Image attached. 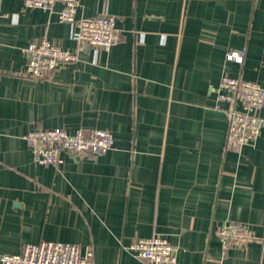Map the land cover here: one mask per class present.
Wrapping results in <instances>:
<instances>
[{
    "label": "crops",
    "instance_id": "1",
    "mask_svg": "<svg viewBox=\"0 0 264 264\" xmlns=\"http://www.w3.org/2000/svg\"><path fill=\"white\" fill-rule=\"evenodd\" d=\"M59 10L0 0V254L47 241L90 247L94 264H146L128 247L160 235L178 264H264V125L236 154L229 104L214 109L225 75L264 87V0H80L76 18L116 17L108 49L80 46ZM41 39L77 60L24 76L22 49ZM35 128L104 130L114 147L40 165L24 138ZM228 221L263 241L222 257Z\"/></svg>",
    "mask_w": 264,
    "mask_h": 264
},
{
    "label": "built area",
    "instance_id": "2",
    "mask_svg": "<svg viewBox=\"0 0 264 264\" xmlns=\"http://www.w3.org/2000/svg\"><path fill=\"white\" fill-rule=\"evenodd\" d=\"M26 9L50 11L59 4L58 19L73 26V39L80 46L108 49L119 42L120 32L116 28V17L98 15L76 18L80 0H22ZM26 55L24 76L34 80L48 79L59 67L77 60L75 52L62 48L47 39L31 43L22 49ZM243 51H230L227 60L241 63ZM214 109L221 110V103H228L224 110L228 120L225 148L240 154L243 147L250 146L259 137L264 119L257 113L264 109V87L252 81L223 76L218 84ZM33 160L40 165L58 167L61 153L76 160L87 156H98L112 150L114 140L108 131L82 129L67 133L60 128L32 129L24 137ZM222 257L231 249H242L250 243H261L251 227L245 223L228 221L215 231ZM138 259L146 264H178L176 250L160 235L149 239H138L128 247ZM0 264H94L90 247L84 250L78 245L41 241L25 244L20 254H0Z\"/></svg>",
    "mask_w": 264,
    "mask_h": 264
}]
</instances>
